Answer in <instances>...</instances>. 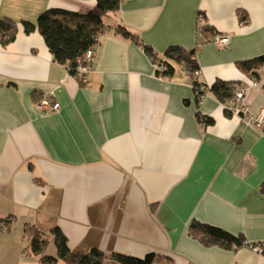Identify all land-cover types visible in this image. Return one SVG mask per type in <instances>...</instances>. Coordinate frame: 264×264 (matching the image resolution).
I'll return each mask as SVG.
<instances>
[{
  "label": "crops",
  "instance_id": "obj_1",
  "mask_svg": "<svg viewBox=\"0 0 264 264\" xmlns=\"http://www.w3.org/2000/svg\"><path fill=\"white\" fill-rule=\"evenodd\" d=\"M94 2L0 0V20L16 27L12 40L0 38V216L12 218L0 230V264H45L30 252L26 225L49 234L51 256L49 230L58 226L78 252L264 264L250 246H205L189 231L197 220L246 242L264 240L263 130L228 115L210 92L197 103L181 66L158 77L141 46L113 27L99 37L87 85L53 60L37 29L24 30L48 8ZM106 21L125 25L158 54L171 44L196 47L201 81L246 88L247 115L264 108V65L257 83L236 65L264 52V0H122ZM202 24L214 33L202 34ZM214 34L228 42L217 45ZM45 92L58 109L36 107ZM198 112L213 121L203 124Z\"/></svg>",
  "mask_w": 264,
  "mask_h": 264
},
{
  "label": "trees",
  "instance_id": "obj_2",
  "mask_svg": "<svg viewBox=\"0 0 264 264\" xmlns=\"http://www.w3.org/2000/svg\"><path fill=\"white\" fill-rule=\"evenodd\" d=\"M121 1L95 0L91 7L83 10L48 8L37 16L35 23L24 21V30L28 33L37 29L43 36L53 60L64 65L71 75L79 79L77 59L88 48H96L103 31L113 27L116 34L141 46L143 51L152 59L154 72L158 77L165 78L172 75L174 69L179 65L186 73L197 103L201 102L204 96L210 92L219 101L226 104L234 93L237 84L233 81L221 79H216L210 85L201 81L198 78L199 64L196 60V47L188 49L178 44H171L162 54H158L153 47L145 43L142 38L130 31L125 25L108 23L106 21L107 16L118 10ZM237 16L243 23L248 18L246 11L243 9L237 10ZM15 30L16 27L12 21L0 20V38L2 42L12 40ZM200 31L204 35L208 32L214 33L213 28L206 24H202ZM236 65L252 81L256 82L260 77L259 69L264 65V52L250 58L237 60ZM224 111L228 115H233L232 110L226 107H224ZM197 118L203 124L213 121L212 118L199 112ZM11 222V216H0V230L8 227ZM25 231L29 233L28 247L30 252L41 255L40 260L45 264H55L58 259L63 260L66 264H104L107 258L117 264H167V261H170L168 260L169 257L156 252H148L142 257H137L116 251L108 255L103 250L95 247L86 252L74 251L68 246L67 238L58 226H54L49 230L56 248V256H51L45 253L47 239L43 231L32 225H26ZM189 231L193 237L205 246L216 245L224 249H234L242 245L250 247L260 245L263 248L262 254L264 255V240L261 242H246L241 234H232L222 228L197 220H192L189 224Z\"/></svg>",
  "mask_w": 264,
  "mask_h": 264
},
{
  "label": "built area",
  "instance_id": "obj_3",
  "mask_svg": "<svg viewBox=\"0 0 264 264\" xmlns=\"http://www.w3.org/2000/svg\"><path fill=\"white\" fill-rule=\"evenodd\" d=\"M214 37V41L217 45L225 44L228 42L227 36L219 37L218 34H215ZM94 57L95 48L91 47L85 50V52L77 59L79 80L84 85L90 83L88 75L91 72V64L94 60ZM246 93V88L237 86L232 96L227 100L226 104H223V106L228 108L229 110H232L234 115L246 119L249 124L254 125L256 128L261 129L264 132V108L260 109L255 115H247L243 111L241 102L243 101ZM36 107L41 111L56 110L59 108V103L53 99L50 93L45 92L36 101ZM252 248L259 253H262L263 251V248L260 245H256Z\"/></svg>",
  "mask_w": 264,
  "mask_h": 264
},
{
  "label": "rangeland",
  "instance_id": "obj_4",
  "mask_svg": "<svg viewBox=\"0 0 264 264\" xmlns=\"http://www.w3.org/2000/svg\"><path fill=\"white\" fill-rule=\"evenodd\" d=\"M46 236L47 237H49V234H46ZM50 246H53V243L51 242L50 243ZM48 251V250H47ZM49 252L51 253L52 252V250H51V248L49 247ZM110 262V261H109ZM109 262L108 261H105V264H109Z\"/></svg>",
  "mask_w": 264,
  "mask_h": 264
}]
</instances>
